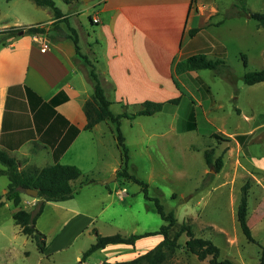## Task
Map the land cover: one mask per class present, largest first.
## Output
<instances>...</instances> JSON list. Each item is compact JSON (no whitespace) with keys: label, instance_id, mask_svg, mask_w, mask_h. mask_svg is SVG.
Masks as SVG:
<instances>
[{"label":"crops","instance_id":"crops-1","mask_svg":"<svg viewBox=\"0 0 264 264\" xmlns=\"http://www.w3.org/2000/svg\"><path fill=\"white\" fill-rule=\"evenodd\" d=\"M12 2L18 9L15 13L12 9L3 13L0 8V24L3 19L8 21L0 25V31L38 24L47 26L55 22L54 17H50L48 22L37 19L25 22L26 5L9 0ZM194 2L97 0L94 4L85 3L81 10H91L93 14L89 17L99 20L94 37L88 35L94 39L93 49L92 45L90 49L81 47V29L84 31V26H73L71 15L61 9L69 18V29L73 28L78 33L81 55L95 58L96 72L107 98L113 102L111 110L115 115L134 114L130 110L137 113L146 101L181 106L182 96L176 86L181 82L178 65L198 51L205 50L198 39L209 32L208 25L201 23L202 16L195 13ZM84 11L77 13L85 16ZM50 29L47 27L48 35H19L0 46V150L16 158L21 170L29 167L41 169L54 164L56 149L69 142L59 163L82 171V177L74 186L78 188L86 179L96 180L95 183L84 184L72 200L46 203L37 221V228L47 237L46 254L53 252V246L58 243H61L60 249L69 248L84 231H92L90 227L96 223L110 226L127 236L159 231L161 222L150 215H159L154 201L145 198L141 186L118 177L122 156L112 126L101 122L93 129H86L85 104L94 93L88 67L82 62L74 41L64 37L53 39ZM193 29L200 31L191 37ZM45 42L49 43L46 50L43 49ZM29 90L36 96L30 97ZM58 95L67 100L54 107L55 114L46 103ZM178 98H181L179 104L169 103ZM155 116L121 119V128L130 148L129 173L149 185L151 198L160 197L158 182L189 175L186 170L179 169L174 173L171 168L178 161L167 153L172 149L180 152V136L191 131H180L178 124H170L166 132L148 130L145 125L151 122L144 119ZM74 128L80 130L76 136ZM127 129L134 137L127 136ZM154 150L158 153L157 158L152 154ZM0 170H5V167L2 165ZM132 170H136V174ZM114 173L117 175L115 182L110 185L100 183ZM3 176L7 177L0 175ZM8 186L0 197L6 196ZM29 198L22 194L21 208L25 205L33 208L39 202ZM173 198L177 196L173 195ZM141 200L144 202L142 207ZM94 227L101 234L99 225ZM163 240L162 235H155L142 238L135 245H108L96 252L100 255L95 263L115 264L134 260ZM79 260L82 263L80 256L77 257ZM82 264L92 263L86 260Z\"/></svg>","mask_w":264,"mask_h":264},{"label":"rangeland","instance_id":"rangeland-1","mask_svg":"<svg viewBox=\"0 0 264 264\" xmlns=\"http://www.w3.org/2000/svg\"><path fill=\"white\" fill-rule=\"evenodd\" d=\"M15 1L26 5V15L20 13L24 15L25 22L35 19L48 22L53 17L49 8L39 7L32 0ZM54 1L71 15L73 26H84V31L81 29V47L90 49L92 45L93 49L94 39L88 35L94 37L97 24L91 23V10L81 9L85 3L94 4L97 0H71L72 7L67 6L64 0ZM0 8L3 13L9 9L13 13L18 10L9 0H0ZM193 8L202 16L201 23L208 25L209 31L198 39L205 50L194 55L220 59L226 65L220 71L199 72L188 71L184 65L178 66L181 106L165 103L162 114L159 112L157 116L152 115L155 116L152 119H144L151 122L145 125L148 130L160 132H166L170 124H178L180 131L186 130L193 116L197 122L196 130L181 133L180 152L173 149L166 152L178 161L173 163L172 171L186 170L189 175L186 178L178 176L177 180L169 177L158 182L161 187L159 198L167 211L175 213L180 223H192L197 238L211 240L218 246L220 259H230L237 264H259L264 251V83L249 86L243 78L247 72L264 69V25L249 19L241 13V9L264 13V0H195ZM82 11L86 12L85 16L77 13ZM66 20L69 21V18L47 25L51 27L53 39L59 40L72 34L68 26L70 23ZM6 22L3 19L0 25ZM1 34L0 39L3 38ZM242 55L247 56L248 67H245ZM83 57L86 59L81 58L82 62L90 72L95 67V58L92 55ZM130 112L136 113L135 110ZM126 132L128 137H134L128 129ZM214 134L223 135L230 141L219 140ZM207 150H214L215 160L223 156L224 166L219 174H213L207 166L204 157ZM152 154L157 158L156 150ZM135 171L132 170L134 174ZM8 183L7 177H0V194ZM247 184L250 185L247 221L256 243L247 240L238 221L242 189ZM29 200L39 199L30 197ZM142 203L143 200L141 207ZM25 206L22 209L33 211L36 208ZM19 209L9 201L0 206V264H80L81 259L77 261V257L83 258L84 251L96 242L95 232L98 230L94 226L99 225L101 235L120 233L110 226L96 223L90 227L92 231H84L69 248L60 249L61 243H58L53 246V252L42 254L15 223L13 214ZM150 215L161 222V226L164 224L159 215ZM187 240L186 235L180 238V248L167 264H209V259L200 261L186 250ZM98 255L92 254L87 261L96 264Z\"/></svg>","mask_w":264,"mask_h":264},{"label":"trees","instance_id":"trees-1","mask_svg":"<svg viewBox=\"0 0 264 264\" xmlns=\"http://www.w3.org/2000/svg\"><path fill=\"white\" fill-rule=\"evenodd\" d=\"M32 1L39 7L49 8L53 12L55 23L62 19H66L64 13L56 5L54 0ZM64 2L70 4L71 0H64ZM241 13L245 14L249 19L258 22L260 26L264 25V13H254L249 11L247 8L241 9ZM90 20L92 23H94L92 18H90ZM65 22L68 23V20ZM199 31L200 29L191 30L190 36H195V34H197ZM21 32H24L25 35L35 36H45L49 34L47 26L45 27L42 24L23 28H9L0 32V34L2 33L1 35H3V38L0 39V46L6 45L9 41L17 38ZM71 32V35H68L64 38H71L76 45L79 56L83 59H86V57H83V55L80 53V40L77 31L72 28ZM242 57L244 59L245 67H248L247 56L242 55ZM181 65H184L188 71H220V69L226 65V62L220 59H210L203 54H197L190 56L183 64L180 63L178 66ZM88 77L93 86L94 93L92 98L85 104V112L88 121L86 129H93L101 122H107L112 126L115 138L117 140V145L122 156V166L117 173L118 177L124 178L142 187L145 198L147 200L154 201L157 211L163 219L164 224L161 226L159 231L149 232L142 235L127 236L119 233L111 236H103L100 233L95 232L96 242L91 245V247L83 254L82 263L85 262L92 254L106 248L108 245H135L136 242L142 238L162 235L164 240L151 251L139 256L134 260L118 262L115 264H167L171 259L174 258L177 250L180 248V238L183 235H186L188 237L186 242V250L196 255L200 261L209 259V264H237L230 259H220L221 251L218 246H216L211 240L197 238L190 221L180 223L174 212L166 211L165 206L162 204L159 197L151 198L149 196V185L146 182L129 173L130 149L127 145L126 138L121 128V119H134L139 116H152L161 112L165 103L146 101L142 104L141 109L135 114L124 113L122 115H115L111 110L113 102L107 98L95 67H92ZM243 79L245 84L249 86L264 83V69L260 71L247 72ZM176 86L179 87L177 83ZM28 92L30 97L36 96V94H34L31 90ZM65 100H67L66 97L61 98V95H58L49 103H46V106L50 107L56 114L54 107L58 106V104ZM180 101L181 98H178L169 102L172 104H179ZM196 129L197 122L195 116H193L186 130L193 131ZM74 131V135L76 136L80 130L74 128ZM214 137L222 141H230L229 138L224 137L223 135L214 134ZM69 144L70 143L68 142L67 145L62 146V148L56 149L55 163L41 169L37 167H29L25 170H21L20 162L16 158L12 157L7 151L0 150V163L5 167V170H0V175H6L10 180L8 191L6 193L7 201L13 202L17 208H20L13 214V219L15 223L20 226L21 233L30 238L36 244L42 254L47 252L48 243L46 235L37 228V221L43 214L46 203L65 202L72 200L80 192L84 184L96 182L94 179H86V181L78 188L74 186V183L82 177V171L75 166H65L59 163L60 156L65 152ZM204 157L207 166L212 169V173L219 174L224 166L223 156H220L215 160L214 150H207L204 153ZM20 188L35 189L38 191L39 202L33 211L29 212L20 207L22 204L23 194ZM249 189V184L245 185L242 189V197L238 208V221L247 240L251 243H256L247 221L249 210ZM103 264L112 263L104 262ZM259 264H264V251Z\"/></svg>","mask_w":264,"mask_h":264},{"label":"water","instance_id":"water-1","mask_svg":"<svg viewBox=\"0 0 264 264\" xmlns=\"http://www.w3.org/2000/svg\"><path fill=\"white\" fill-rule=\"evenodd\" d=\"M23 35H24V32H21L20 36H23ZM116 178H117V175L114 173L109 178L100 181V183L102 185H110L111 183L116 181ZM20 190H21L22 193L26 194L27 196H30V197L35 198V199H38L39 193H38L37 190H35V189H24V188H20ZM6 201H7V197L6 196L1 197L0 205L3 204V203H6ZM80 264H82V263L80 262Z\"/></svg>","mask_w":264,"mask_h":264},{"label":"built area","instance_id":"built-area-1","mask_svg":"<svg viewBox=\"0 0 264 264\" xmlns=\"http://www.w3.org/2000/svg\"><path fill=\"white\" fill-rule=\"evenodd\" d=\"M93 22L96 24V23H98L99 22V20H98V18H93ZM48 47H49V43L47 42H45V44H43V49L44 50H46V49H48Z\"/></svg>","mask_w":264,"mask_h":264}]
</instances>
